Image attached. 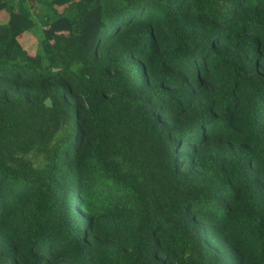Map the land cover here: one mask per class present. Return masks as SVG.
I'll list each match as a JSON object with an SVG mask.
<instances>
[{
    "label": "trees",
    "instance_id": "16d2710c",
    "mask_svg": "<svg viewBox=\"0 0 264 264\" xmlns=\"http://www.w3.org/2000/svg\"><path fill=\"white\" fill-rule=\"evenodd\" d=\"M0 14V264H264V0Z\"/></svg>",
    "mask_w": 264,
    "mask_h": 264
},
{
    "label": "rangeland",
    "instance_id": "374dc122",
    "mask_svg": "<svg viewBox=\"0 0 264 264\" xmlns=\"http://www.w3.org/2000/svg\"><path fill=\"white\" fill-rule=\"evenodd\" d=\"M56 8L58 10H60L62 8V6H56ZM3 16L0 14V21H2ZM36 35L35 34H23L21 36H19V42L26 48V50L31 53L33 51V49L35 48L36 45Z\"/></svg>",
    "mask_w": 264,
    "mask_h": 264
}]
</instances>
